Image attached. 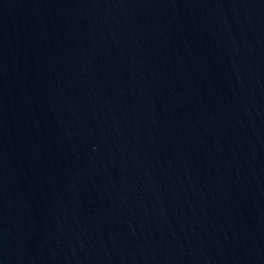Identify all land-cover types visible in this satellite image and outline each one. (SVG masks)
Instances as JSON below:
<instances>
[{
	"label": "water",
	"instance_id": "95a60500",
	"mask_svg": "<svg viewBox=\"0 0 264 264\" xmlns=\"http://www.w3.org/2000/svg\"><path fill=\"white\" fill-rule=\"evenodd\" d=\"M0 264H264V0H0Z\"/></svg>",
	"mask_w": 264,
	"mask_h": 264
}]
</instances>
